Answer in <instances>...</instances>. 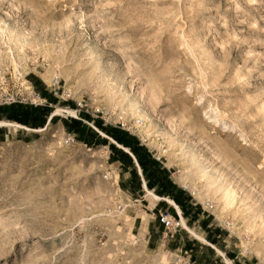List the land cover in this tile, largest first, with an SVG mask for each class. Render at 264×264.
Returning <instances> with one entry per match:
<instances>
[{
	"label": "rangeland",
	"instance_id": "1",
	"mask_svg": "<svg viewBox=\"0 0 264 264\" xmlns=\"http://www.w3.org/2000/svg\"><path fill=\"white\" fill-rule=\"evenodd\" d=\"M36 95L47 109L27 108ZM13 99L28 104L0 122L27 130L0 127V264L166 261L157 217L175 208L144 181L182 210L197 264H264V0H0Z\"/></svg>",
	"mask_w": 264,
	"mask_h": 264
},
{
	"label": "built area",
	"instance_id": "2",
	"mask_svg": "<svg viewBox=\"0 0 264 264\" xmlns=\"http://www.w3.org/2000/svg\"><path fill=\"white\" fill-rule=\"evenodd\" d=\"M50 88H51V93L53 97L56 98L57 100L65 96H67L68 98H71L72 96V91L70 89L64 88L62 85V81L60 79H54L51 82ZM16 104L22 105V104H28V103L19 102L13 99L11 101H8L5 104H0V107H5L6 105L12 106ZM45 104H47V100L43 99L41 95H36L31 102V106L34 108L47 107V105ZM77 107H78V112L80 113L81 112H84L87 114L92 113V114L102 115L105 117L108 115V112L104 111V109L102 108H96V109L90 108L83 99H80L79 101H77ZM111 118L112 117L110 115V119ZM120 129L122 131L131 133L132 130L135 131L138 129V127L136 124L134 125L133 129H131V128H128L126 124L122 123L120 124ZM77 142H78V137L73 133H66L64 137L61 139V145L67 149L74 147L77 144ZM85 147L87 146L85 145ZM154 158L158 162L162 163L161 157L159 156L156 157L154 155ZM106 179L109 180V176H106ZM110 180H112L111 174H110ZM205 208L212 209L211 205L209 204H206ZM121 209H122L121 205L115 208V210L117 211H120ZM158 218H159L160 223L164 226V231H165L163 234V239H162L161 252L166 253V258H167L166 261L161 260L158 264H170L169 258L172 259L173 257H175V259L173 260L174 264H182L184 261H186L185 264H191L190 259H189V254L187 252L179 251L177 253H170L167 251V243L169 242V240L173 239L180 230L184 229V223H183L182 217L178 216L176 218V217L171 216L167 212H160ZM138 244H139V240L135 238L134 245L136 246Z\"/></svg>",
	"mask_w": 264,
	"mask_h": 264
},
{
	"label": "crops",
	"instance_id": "3",
	"mask_svg": "<svg viewBox=\"0 0 264 264\" xmlns=\"http://www.w3.org/2000/svg\"><path fill=\"white\" fill-rule=\"evenodd\" d=\"M52 117H54V115L52 116ZM52 117H51V119H52ZM50 119V120H51ZM2 124V125H1ZM11 126H20V125H16V124H9V123H5V122H0V127H11ZM18 128H20V129H26L27 130V128H25V127H23V126H20V127H18ZM48 129V128H47ZM46 129V130H47ZM114 142V141H113ZM115 143V142H114ZM116 144V143H115ZM117 145V144H116ZM118 147H120V148H122L121 146H119V145H117ZM149 152V151H148ZM150 154H151V156H152V158H153V160H155L158 164H163V163H160V162H158L155 158H154V155L150 152ZM167 176H168V178L170 179V181L173 183V185L174 186H176L179 190H181V192L183 193V194H187V195H189L188 193H186V191H184L185 189H183V187H181L180 185H178L176 182H175V180H174V177H173V174H172V172L169 170V169H167ZM186 188V187H185ZM187 189V188H186ZM144 190L146 191V193H147V196L149 197V198H151V196L149 195V193H151V194H153L152 192H150L149 190H148V188H147V185H146V183H145V181H144ZM154 196H156L155 194H153ZM156 197H158V196H156ZM159 198V201H163V202H167V203H170V202H172L173 204V207L175 208V211H173V212H171V211H169V210H160L159 211V213L160 212H167V213H169L171 216H173V217H178V216H181L182 217V220H183V223H184V229H182V230H180L177 234H176V236L173 238V239H171V240H169V242L167 243V251L168 252H170V253H177V252H179V251H183V252H187L188 254H189V259H190V262H191V264H197V261H196V257H195V255H194V251L193 250H190V248H188L187 246H186V244H184V243H179V244H177V241L179 240V239H183V235H184V232H186L187 234H191V235H193L192 234V232H191V230L188 228V226H187V223H186V221H185V219H184V217H183V212H182V210L175 204V202H173V201H170V200H166V199H162V198H160V197H158ZM189 199H191L192 200V197L189 195V197H188ZM152 199V198H151ZM153 200V199H152ZM154 201V200H153ZM158 200H157V202H159ZM171 205V204H170ZM156 208V207H155ZM158 218V217H157ZM157 224H158V226H159V229L161 230L160 231V233H159V236H158V244H157V249H158V251H161V245H162V239H163V234H164V226L160 223V221H159V218H158V220H157ZM228 264H230L229 262H228Z\"/></svg>",
	"mask_w": 264,
	"mask_h": 264
},
{
	"label": "trees",
	"instance_id": "4",
	"mask_svg": "<svg viewBox=\"0 0 264 264\" xmlns=\"http://www.w3.org/2000/svg\"><path fill=\"white\" fill-rule=\"evenodd\" d=\"M42 96V95H41ZM43 99H46L45 97L42 96ZM47 100V99H46ZM48 101V100H47ZM21 106V105H20ZM0 108H3V107H0ZM27 108H32V109H35V110H45L47 109V107H44V108H34V107H27ZM109 135V134H108ZM78 137V136H77ZM118 144L124 146L125 148L127 149H130L132 154L136 157V159L138 160V163L140 164V166L142 168H144V162L142 161V158L140 157V154H139V150L137 148H133V146H131L130 144H128L123 138H122V135H115L113 134L111 136ZM79 138V137H78ZM80 140V139H79ZM117 144V145H118ZM119 145V146H120ZM164 184H166V186H168L169 188L171 187V185L167 182L164 181ZM167 188V187H166Z\"/></svg>",
	"mask_w": 264,
	"mask_h": 264
},
{
	"label": "bare ground",
	"instance_id": "5",
	"mask_svg": "<svg viewBox=\"0 0 264 264\" xmlns=\"http://www.w3.org/2000/svg\"><path fill=\"white\" fill-rule=\"evenodd\" d=\"M61 113H70V114L75 115L74 112H71V111H68V110H60V109L57 110L53 115L56 116V115L61 114ZM1 125H2V124H1ZM16 127L18 128V127H20V126H16ZM147 193H148V192H147ZM149 195L151 196L152 199H154V200H158V201H159V198H158V197L154 196V195L151 194V193H149ZM170 204H173V203L170 202Z\"/></svg>",
	"mask_w": 264,
	"mask_h": 264
}]
</instances>
